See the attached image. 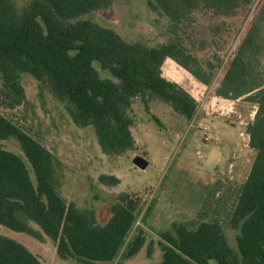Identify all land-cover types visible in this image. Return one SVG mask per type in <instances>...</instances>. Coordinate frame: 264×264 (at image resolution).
Masks as SVG:
<instances>
[{"label":"trees","instance_id":"16d2710c","mask_svg":"<svg viewBox=\"0 0 264 264\" xmlns=\"http://www.w3.org/2000/svg\"><path fill=\"white\" fill-rule=\"evenodd\" d=\"M0 0V97L19 105L25 99L22 74L46 84L53 97L65 103L75 126H92L105 154L121 155L134 149L129 114L134 99L146 111L159 102L190 120L198 102L180 85L162 75L171 59L198 82L210 78L178 37L180 25L200 9L232 11L251 0H148L147 7L163 16L169 40L154 47L128 43L112 29L81 17L105 10L116 0ZM264 5L250 24L214 95L226 100H246L256 105L246 133L255 158L231 210L229 227L238 230L237 250L227 241L218 220L189 228L172 223L159 235L162 260L158 264H264V85L251 78L264 49ZM112 79L101 78L93 63ZM15 139L32 167L5 150L2 141ZM61 164L42 144L0 114V226L55 243L60 259L78 264L109 263L127 259L145 244L134 230L138 212L127 195L110 207L108 222L100 225L94 210H81L61 195ZM106 186L119 183L101 175ZM153 202L147 208L151 211ZM35 225L37 228H34ZM122 250H124L122 252ZM152 251V246L148 252ZM122 252V253H121ZM0 264H42L22 244L0 234Z\"/></svg>","mask_w":264,"mask_h":264},{"label":"rangeland","instance_id":"374dc122","mask_svg":"<svg viewBox=\"0 0 264 264\" xmlns=\"http://www.w3.org/2000/svg\"><path fill=\"white\" fill-rule=\"evenodd\" d=\"M147 1L116 0L108 9L81 18L112 29L128 43L154 47L169 40L168 22L152 12ZM15 2L20 8L26 4L25 0ZM263 5L264 0H251L232 11L200 9L180 25L178 37L186 51L201 64L210 83L203 86L176 65L168 68L165 74L172 79L167 80H174L183 87L198 102L197 110L190 120L183 121L164 104L169 113L159 110L156 116L160 120L157 121L149 117L144 108L140 110L135 106L129 114L135 122L134 135L139 142L125 154H105L93 127L75 126L66 104L53 97L46 84L28 74H22L19 80L25 93L24 101L16 105L15 101H8L6 95L0 97V114L59 160L60 193L67 202L75 203L81 210L94 209L101 222L108 219L110 207L121 195H127V202L136 206V226L128 241L141 230L146 244L131 264L159 263L161 255L158 260L159 253L155 258L154 250L149 253L148 248L155 247L160 241L159 235L170 230L174 222L195 228L202 221L218 220L229 246L237 250L239 231L228 224L238 191L255 158L246 130L253 120L256 105L247 101L246 96L231 101L217 98L214 93ZM258 61L251 79L264 85V49ZM93 67L101 78L110 75L97 62ZM2 147L24 161L34 180L32 167L18 142L9 138L2 141ZM214 148L220 151L219 162L213 170L204 171L202 164ZM134 156L148 159L145 170L133 164ZM101 175L115 176L120 183L106 188L99 183ZM152 202V209L147 212ZM0 234L24 243L42 264L50 263L54 254L56 256L55 243L48 238L40 242L4 226H0ZM121 260L120 255L114 264H120Z\"/></svg>","mask_w":264,"mask_h":264},{"label":"crops","instance_id":"0c3cea01","mask_svg":"<svg viewBox=\"0 0 264 264\" xmlns=\"http://www.w3.org/2000/svg\"><path fill=\"white\" fill-rule=\"evenodd\" d=\"M172 65H176V66H178L174 61H172L171 59H166L165 61H164V63H163V65H162V68H161V70H162V75H163V77H165L166 79H172V78H167L168 77V75H166L165 73H166V71H167V69L168 68H172ZM179 67V66H178ZM181 68V67H180ZM170 77V76H169ZM107 78L108 79H112V77L109 75V76H107ZM172 81H174V80H172ZM200 84H202V83H200ZM203 85V84H202ZM203 86H206V85H203ZM217 98H219V97H217ZM222 99V98H221ZM138 107V108H140V110L141 109H143L144 108V111L148 114V116L149 117H152V119L154 118L155 120H157L158 121V117L156 116V112H158L159 110H163V111H166L167 113H169L168 112V110L165 108L166 106H164V104H162V103H159V102H153V103H150V105H149V107H148V111H146V109H145V107H144V105L142 104V102L139 100V99H134L133 100V102H132V104H131V107H130V110H129V112H131V110H133L134 109V107ZM178 115V114H177ZM180 116V115H179ZM181 117V116H180ZM176 119H178V118H176ZM180 119V118H179ZM160 120V119H159ZM181 120H183V121H186V119L184 120V118L183 117H181ZM188 121V120H187ZM135 122H133V124H134ZM140 129V128H139ZM130 131H131V134H132V137H133V139H134V142H135V144H134V149H135V147H137V145H138V138L137 137H135V135H134V128H133V125H132V127L130 128ZM145 130L143 129V132H144ZM141 132H142V130H141ZM127 152H130V151H127ZM126 153V152H125ZM125 153H123V154H125ZM122 155V154H121ZM116 156H118V155H116ZM135 157V156H134ZM133 157V158H134ZM144 160H146V162H147V165H146V167L144 168V169H142V170H145L146 168H147V166H148V159H146V158H144V157H142ZM220 158V157H219ZM219 158H218V160H217V162H216V165H217V163L219 162ZM205 161V160H204ZM204 163V162H203ZM215 165V166H216ZM138 168V167H137ZM140 169V168H139ZM202 169L204 170V168H203V164H202ZM204 171H206V170H204ZM100 177V176H99ZM118 179V178H117ZM118 181H119V183H120V180L118 179ZM100 183V182H99ZM103 185V184H102ZM106 188H108L109 186H106V185H104ZM92 210H94V209H92ZM94 212H95V210H94ZM95 216H96V219H97V221H98V223L100 224V225H104V224H106L107 222H108V220H109V218H110V216H111V213L109 214V217H108V219L106 220V221H104V222H101V221H99V219H98V215H97V213L95 212ZM34 227V226H33ZM27 235V234H26ZM27 236H29V235H27ZM6 237V236H5ZM29 237H31V236H29ZM42 240H40V242H43V240H45V239H47L48 237H46V236H44V235H42ZM8 238V237H7ZM31 238H33V237H31ZM11 239V238H10ZM33 239H35V238H33ZM49 239V238H48ZM12 240H14V239H12ZM36 240H38V239H36ZM51 240V239H50ZM16 241V240H15ZM16 242H18V241H16ZM18 243H20V242H18ZM20 244H22L25 248H27L28 250H29V248L27 247V246H25L24 245V243H20ZM145 244H146V241H145ZM144 244V245H145ZM144 245H143V247L135 254V255H133V256H131V257H129V258H127V259H122L121 260V262H120V264H131L132 262H133V260L141 253V251L144 249ZM55 249H56V247H55ZM152 250H154V257L156 258L157 256H156V254H157V252L159 253V256H158V260H159V258H160V255H161V260H162V251H161V249H160V247H159V245L158 244H156L155 245V247L153 246V248H152ZM30 251V250H29ZM31 252V251H30ZM32 253V252H31ZM33 254V253H32ZM35 255V254H34ZM56 256L58 257V255H57V253H56ZM56 256H55V254H54V256H53V258L51 259V262L50 263H46V264H78L75 260H73V259H68V260H63V259H60L59 257H58V261L59 262H57V258H56ZM118 257L119 256H117L113 261H111V262H109V263H99V264H114L117 260H118ZM157 259L156 260H154V261H158ZM161 262V261H160ZM159 262V263H160ZM154 264H158V263H154Z\"/></svg>","mask_w":264,"mask_h":264},{"label":"water","instance_id":"95a60500","mask_svg":"<svg viewBox=\"0 0 264 264\" xmlns=\"http://www.w3.org/2000/svg\"><path fill=\"white\" fill-rule=\"evenodd\" d=\"M220 156V151H218L217 149H212L207 158L205 159L204 163H203V168L204 170L206 171H211L214 169L215 165H216V162L218 160ZM133 164L140 168V169H144L147 165V162L146 160H144L142 157L140 156H135L133 158Z\"/></svg>","mask_w":264,"mask_h":264},{"label":"built area","instance_id":"2783aa9c","mask_svg":"<svg viewBox=\"0 0 264 264\" xmlns=\"http://www.w3.org/2000/svg\"><path fill=\"white\" fill-rule=\"evenodd\" d=\"M136 226V225H135Z\"/></svg>","mask_w":264,"mask_h":264}]
</instances>
